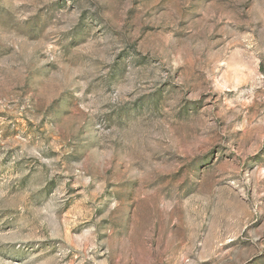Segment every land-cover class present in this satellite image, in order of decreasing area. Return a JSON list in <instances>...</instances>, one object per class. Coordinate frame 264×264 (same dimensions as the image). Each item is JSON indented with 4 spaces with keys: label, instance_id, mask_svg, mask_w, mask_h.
I'll use <instances>...</instances> for the list:
<instances>
[{
    "label": "rangeland",
    "instance_id": "1",
    "mask_svg": "<svg viewBox=\"0 0 264 264\" xmlns=\"http://www.w3.org/2000/svg\"><path fill=\"white\" fill-rule=\"evenodd\" d=\"M0 264H264V0H0Z\"/></svg>",
    "mask_w": 264,
    "mask_h": 264
}]
</instances>
